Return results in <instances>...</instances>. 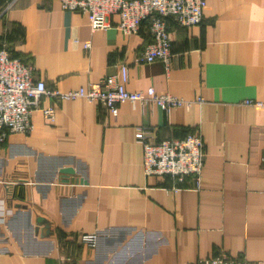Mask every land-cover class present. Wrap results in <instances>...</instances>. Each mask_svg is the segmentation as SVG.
<instances>
[{
  "label": "crops",
  "instance_id": "0c3cea01",
  "mask_svg": "<svg viewBox=\"0 0 264 264\" xmlns=\"http://www.w3.org/2000/svg\"><path fill=\"white\" fill-rule=\"evenodd\" d=\"M203 21L167 19L172 59L136 63L151 42L91 31L59 0H0V49L51 91L86 88L128 67L130 91L153 87L189 103L166 112L123 103L117 114L83 99H41L32 130L0 144V264H197L227 255L264 261V0H205ZM86 41L90 49L84 48ZM201 99L202 102H197ZM156 139L199 133V188L146 176L136 129ZM175 188V189H173ZM95 235L94 247L80 243Z\"/></svg>",
  "mask_w": 264,
  "mask_h": 264
},
{
  "label": "built area",
  "instance_id": "2783aa9c",
  "mask_svg": "<svg viewBox=\"0 0 264 264\" xmlns=\"http://www.w3.org/2000/svg\"><path fill=\"white\" fill-rule=\"evenodd\" d=\"M63 11L86 16L91 31L111 27L108 18L116 15L115 29L124 36L137 35L142 25L151 37L136 57V63L162 62L166 67L172 59L168 21L183 28L199 25L203 21L205 0H59ZM90 49L91 42L84 43ZM34 68L17 58H12L5 49H0V144L12 135H26L32 128V116L40 111L50 122L54 121L52 106L42 107L41 99L50 96L59 100L83 99L102 105L112 115L123 103L154 104L166 112L188 107L189 103L169 93H160L153 87L146 91H130L128 67L122 64L118 72L105 76L86 88L71 91H49L43 81L34 80ZM197 102H202L198 99ZM245 105L264 111V100L247 99ZM135 139L143 150V171L146 176H168L176 182L192 178L200 187L204 163V143L199 133H190L180 139H156L149 127L139 126ZM175 189V188H173ZM80 243L94 247L95 235L83 234ZM197 264H264V261L249 262L241 257L218 255L201 259Z\"/></svg>",
  "mask_w": 264,
  "mask_h": 264
},
{
  "label": "trees",
  "instance_id": "16d2710c",
  "mask_svg": "<svg viewBox=\"0 0 264 264\" xmlns=\"http://www.w3.org/2000/svg\"><path fill=\"white\" fill-rule=\"evenodd\" d=\"M144 25H146V23Z\"/></svg>",
  "mask_w": 264,
  "mask_h": 264
}]
</instances>
